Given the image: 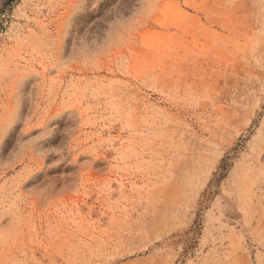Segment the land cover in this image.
<instances>
[{
    "label": "rangeland",
    "instance_id": "1",
    "mask_svg": "<svg viewBox=\"0 0 264 264\" xmlns=\"http://www.w3.org/2000/svg\"><path fill=\"white\" fill-rule=\"evenodd\" d=\"M0 264H264V0H0Z\"/></svg>",
    "mask_w": 264,
    "mask_h": 264
}]
</instances>
